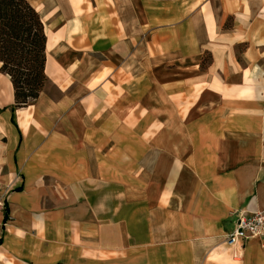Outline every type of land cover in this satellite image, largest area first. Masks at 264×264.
Wrapping results in <instances>:
<instances>
[{"label": "crops", "instance_id": "obj_1", "mask_svg": "<svg viewBox=\"0 0 264 264\" xmlns=\"http://www.w3.org/2000/svg\"><path fill=\"white\" fill-rule=\"evenodd\" d=\"M45 81L0 70V264H264V0H27ZM1 64V63H0Z\"/></svg>", "mask_w": 264, "mask_h": 264}, {"label": "trees", "instance_id": "obj_2", "mask_svg": "<svg viewBox=\"0 0 264 264\" xmlns=\"http://www.w3.org/2000/svg\"><path fill=\"white\" fill-rule=\"evenodd\" d=\"M45 33L27 0H0V70L12 82L14 106L24 107L45 81Z\"/></svg>", "mask_w": 264, "mask_h": 264}, {"label": "built area", "instance_id": "obj_3", "mask_svg": "<svg viewBox=\"0 0 264 264\" xmlns=\"http://www.w3.org/2000/svg\"><path fill=\"white\" fill-rule=\"evenodd\" d=\"M7 187L0 186V211L7 202ZM264 232V209L251 213L240 211L235 228L226 237V243L234 247L240 240L258 237Z\"/></svg>", "mask_w": 264, "mask_h": 264}]
</instances>
